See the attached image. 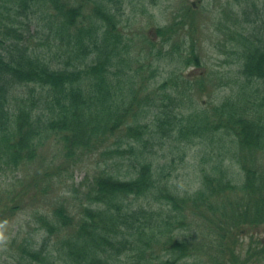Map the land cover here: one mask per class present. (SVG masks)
Segmentation results:
<instances>
[{
  "label": "trees",
  "instance_id": "1",
  "mask_svg": "<svg viewBox=\"0 0 264 264\" xmlns=\"http://www.w3.org/2000/svg\"><path fill=\"white\" fill-rule=\"evenodd\" d=\"M184 3L134 58L125 0H0V238L20 211L35 224L10 237L8 264H264V0L224 6L217 44L235 87L195 109L194 89L228 82L198 71L197 11ZM175 56L195 70L151 84ZM165 139L204 146L192 193L164 172L173 159L149 156ZM87 157L70 202L66 176Z\"/></svg>",
  "mask_w": 264,
  "mask_h": 264
},
{
  "label": "rangeland",
  "instance_id": "2",
  "mask_svg": "<svg viewBox=\"0 0 264 264\" xmlns=\"http://www.w3.org/2000/svg\"><path fill=\"white\" fill-rule=\"evenodd\" d=\"M125 1L126 13L131 20V24H129L124 31L135 40V50L131 55L134 58L138 54L141 55V57L146 55L145 53L147 52L149 45L142 40L143 35L155 37L154 32L157 27H164L172 21L183 19L181 15L183 13L185 0ZM187 2L189 4L192 3L197 11L195 12L197 15L196 20L198 22L196 35L200 38V48H197V53L201 58L202 69H196V71L207 72L212 85L219 82L224 84L228 82V84L221 90L216 89L215 86L209 88L211 91H204L202 93L194 89L192 91V98L194 100L192 108L195 109L197 107H203L208 100H220L222 97H225L226 94L230 93L229 91L232 87H235L233 78L234 72L237 71V66L234 63H231L232 57L227 59L229 60V63L224 62L225 56L223 54L220 55L221 53H219L217 42L225 37V34L222 31L224 25L222 24H226L231 20V17L227 15L228 12L222 10H224L223 8L226 6L225 11H230L232 8L231 4L236 3V0H187ZM180 16L181 18H178ZM184 38L186 40L188 39V36L186 34H178L173 37V40L181 42ZM156 40V48L153 50L152 55H147V57L150 56V60H154L155 65L158 59L154 57V54L160 45V39L157 38ZM185 45H188L187 40ZM160 59L162 60L160 61L161 64H158V75L155 81H151V84L153 85L157 84L166 75L168 70L181 65L180 60H182V58L179 60V57L177 56L173 59H166L163 57H160ZM191 70L195 69L192 66L181 65L179 72L182 71V73L185 74ZM203 148L204 146L202 145L183 146L173 139H165L160 146L154 145L153 152L149 156L153 158L155 164L159 166L173 159L172 165L164 172L169 173V178L175 183L181 192L192 193L199 185V169H201V167L209 166L204 160L201 161L200 159L205 151ZM50 151L51 148H48L43 152L46 160L51 156ZM92 164V158H84L78 166L74 167V171L66 176V182L64 184L69 187V189H67L66 192L63 191L65 192L66 195L64 196L68 201H78L77 195L74 197L72 189L77 188L83 190L84 183H86L92 173V169L95 167V165L92 166ZM4 181L7 182L8 178ZM133 203L136 204L135 201ZM31 214V209L20 211L2 230L3 236L0 238V264L9 263L8 261L10 258L8 255L10 253L7 244L11 239L10 237L15 235L18 231L34 232L35 224L30 220ZM205 236L207 237V233H205ZM248 240L249 236L243 237V241L247 242ZM243 247L245 248V245ZM211 254L213 255L214 253L211 251ZM206 260L203 257L199 262V259L197 258H189L186 261V264H204L203 262Z\"/></svg>",
  "mask_w": 264,
  "mask_h": 264
}]
</instances>
